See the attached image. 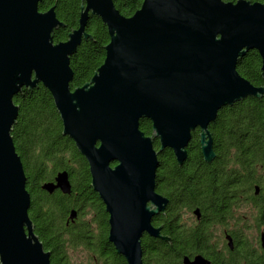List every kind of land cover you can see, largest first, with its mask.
<instances>
[{"label":"water","instance_id":"obj_1","mask_svg":"<svg viewBox=\"0 0 264 264\" xmlns=\"http://www.w3.org/2000/svg\"><path fill=\"white\" fill-rule=\"evenodd\" d=\"M39 1L0 0V264H51L28 214L30 193L11 136L19 110L13 96L38 83L51 93L62 133L87 161L90 185L108 213L107 239L127 264H144L143 232L171 241L160 235L161 224H151L168 201L155 190L159 153L171 148L181 165L198 128L202 156L212 161L209 124L218 110L264 94L263 85L236 68L238 59L255 49L264 79V3L142 0L124 15L113 0H81L77 26L54 41L52 31L64 23L55 3L39 10ZM90 14L106 25L109 41L90 79L72 88L70 55L82 38H92L85 30ZM141 118L151 121V134L139 128ZM41 187L70 193L67 170ZM75 215L71 210L70 218ZM183 261L210 264L202 255Z\"/></svg>","mask_w":264,"mask_h":264},{"label":"trees","instance_id":"obj_2","mask_svg":"<svg viewBox=\"0 0 264 264\" xmlns=\"http://www.w3.org/2000/svg\"><path fill=\"white\" fill-rule=\"evenodd\" d=\"M258 1L264 3V0ZM113 2L122 14L130 15L142 0ZM80 3L81 0L39 1V10L54 4L56 16L64 23L52 31L54 41L66 39L67 32L77 26ZM85 30L94 40L89 36L82 38L70 55L72 88L90 79L102 63L109 41L106 25L94 14H90ZM260 66L259 53L250 49L238 59L236 68L254 85L264 86ZM13 100L19 110L11 136L30 193L28 214L44 249L50 251V263L81 264L69 260L68 248L82 246L91 256V264H126L107 240V213L90 185L87 161L73 140L62 133L49 90L42 83L33 88L22 87ZM139 128L145 134L152 133L151 121L147 118L140 119ZM209 128L216 153L211 162L202 157L197 129L192 131L187 159L182 165H178L169 147L158 155L156 188L171 198L173 212L166 221L167 230L174 231L171 244L162 242L153 247L152 242L143 240L144 264H182L183 253L200 247L202 237L197 231L203 227H177L175 216L177 211L193 204L204 210L205 225H219L225 219L240 223L235 234L238 242L234 251L229 252L227 264H264V248L257 238L260 228L264 227V94L222 106ZM154 144L158 146L156 138ZM64 169L70 175L69 194L59 190L47 193L41 188L43 182ZM255 185L259 187L257 194ZM73 207L78 216L67 222Z\"/></svg>","mask_w":264,"mask_h":264},{"label":"flooded vegetation","instance_id":"obj_3","mask_svg":"<svg viewBox=\"0 0 264 264\" xmlns=\"http://www.w3.org/2000/svg\"><path fill=\"white\" fill-rule=\"evenodd\" d=\"M195 129H197V132H199L198 128H195ZM198 141H199V137H198ZM189 142H188L187 148L189 146ZM199 147H200V144H199ZM213 149H214V141H213ZM215 156H216V153H215ZM158 158H159V156H158ZM186 159H187V157H186ZM114 163L115 162H112L111 164L113 165ZM67 172H68V170H67ZM68 175H69V172H68ZM52 180H54V178H52L51 180H48V181H52ZM69 180H70V175H69ZM156 181H157V171H156ZM71 189H72V186H71ZM43 190H45V189H43ZM56 190H59L61 193H63L59 188L54 189L52 192H48L46 190L45 191L47 193H53ZM155 190L159 194L167 197L168 201H167V204H166V206H165V208L163 210H161V211L157 212L156 214L152 215L151 224L154 227H157L158 225L161 224L160 230H159L160 235L169 236L171 241L165 240L164 238H161L160 236H152L148 232H143L142 236H141V245H143L142 244L143 240L146 239L149 243L150 242L153 243V247L159 245L162 242L163 243L164 242H168V243L171 244L172 243V234H173V231H174V230H167L168 223L166 221L168 215L172 214V212H173L172 211V207H171V204H172L171 198H170V196L168 194L160 192L156 188V184H155ZM258 192H259V190H258ZM258 192H255V194H257ZM196 193L197 192L195 191V194ZM63 194H69V193H63ZM96 194L98 195L97 192H96ZM98 198L101 201V203L103 204V202L100 199L99 195H98ZM103 208H104V211L106 212L104 204H103ZM196 209H198V212L197 211L195 212ZM71 210H75V212H76V215L73 218H70ZM71 210L68 213L67 222L74 221L77 218V216H78V211H77V209L75 207H73ZM238 211H239V209L237 208V212ZM177 213L175 215L176 219L178 220L177 227H180V226L181 227L182 226H184V227H198L200 225H201L200 227H203L202 229H199L200 231H197L198 233L201 234L200 236L202 237L200 239V241H199L200 247H198L195 250L190 251L188 253H183L181 255V263L182 264H190V263H185L183 261V257L184 256H188V258L190 260H192L195 255H202V256H204L205 258H207L210 261V264H227L228 261H229V256H230L229 252L230 251H234V249L236 248V244L238 242L237 237H235V234H237V229L239 228L240 223L238 224V222H233V221L230 222L228 219H225L224 222L222 224H219V225L217 224V225H214V226H209V223L207 225H205L207 221H206V218H204V215H205L204 214V210L198 204H193L192 206H190L188 208H184L183 207L182 209L179 210V212L177 211ZM107 222H108V213H107ZM175 232H176V230H175ZM262 232H264V227L263 226L260 228L257 238L259 240L260 246L264 248V246H262V244H261V233ZM107 235H108V231H107ZM228 237L231 239V245H229V241L230 240H229ZM111 245L115 249V247H114V245L112 243H111ZM142 259H143V248H142ZM124 260H125V258H124ZM125 262H126V260H125ZM143 263H144V260H143ZM95 264H97V263H95ZM126 264H127V262H126Z\"/></svg>","mask_w":264,"mask_h":264},{"label":"rangeland","instance_id":"obj_4","mask_svg":"<svg viewBox=\"0 0 264 264\" xmlns=\"http://www.w3.org/2000/svg\"><path fill=\"white\" fill-rule=\"evenodd\" d=\"M246 233L249 235L250 230L246 231ZM253 233L254 230L252 234ZM68 255H69V260L73 263L91 264L93 261L88 251L82 246L68 248Z\"/></svg>","mask_w":264,"mask_h":264}]
</instances>
